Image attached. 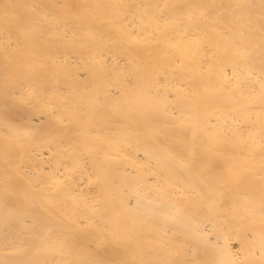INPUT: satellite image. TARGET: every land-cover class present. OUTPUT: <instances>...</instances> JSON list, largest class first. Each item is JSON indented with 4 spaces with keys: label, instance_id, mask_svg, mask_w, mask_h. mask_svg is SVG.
I'll list each match as a JSON object with an SVG mask.
<instances>
[{
    "label": "bare ground",
    "instance_id": "bare-ground-1",
    "mask_svg": "<svg viewBox=\"0 0 264 264\" xmlns=\"http://www.w3.org/2000/svg\"><path fill=\"white\" fill-rule=\"evenodd\" d=\"M0 264H264V0H0Z\"/></svg>",
    "mask_w": 264,
    "mask_h": 264
}]
</instances>
